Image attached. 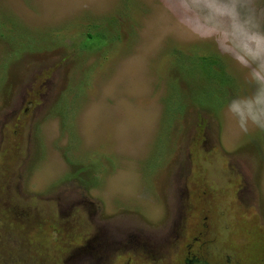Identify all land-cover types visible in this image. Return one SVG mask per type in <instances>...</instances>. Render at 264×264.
Masks as SVG:
<instances>
[{"label":"rangeland","instance_id":"1","mask_svg":"<svg viewBox=\"0 0 264 264\" xmlns=\"http://www.w3.org/2000/svg\"><path fill=\"white\" fill-rule=\"evenodd\" d=\"M183 3L0 0V264H264V129Z\"/></svg>","mask_w":264,"mask_h":264},{"label":"clouds","instance_id":"2","mask_svg":"<svg viewBox=\"0 0 264 264\" xmlns=\"http://www.w3.org/2000/svg\"><path fill=\"white\" fill-rule=\"evenodd\" d=\"M264 0H184L185 29L212 41L217 52L245 70L248 91L236 92L226 112L241 132L264 129Z\"/></svg>","mask_w":264,"mask_h":264},{"label":"trees","instance_id":"3","mask_svg":"<svg viewBox=\"0 0 264 264\" xmlns=\"http://www.w3.org/2000/svg\"><path fill=\"white\" fill-rule=\"evenodd\" d=\"M111 19H113L114 20V18L112 17ZM99 28V27H101V26H99L98 24L97 25H90V29H89V31H92V30H94V28ZM96 33H97V35L99 36V37H101V39H102V43H103V39H105L106 37H107V33H106V31H103V33H99V32H97V31H95ZM116 34H117V31H116ZM115 38H117L118 39V36L116 35L115 36ZM117 43V42H116ZM115 48V47H114ZM85 49H87L88 51H91V50H93V49H91L90 47H85ZM201 55H203V54H201ZM207 58H209V60H212L211 58H210V56H206ZM6 63H8V62H5V61H2V63H1V66H0V74H2V75H0V77H3V79H5V77H6V75H5V69H6ZM76 63H84L83 61H81V60H76ZM75 63V64H76ZM9 64V63H8ZM212 63H210L209 62V64L206 66V67H208V66H210ZM77 67H78V65L76 66V69H77ZM94 67H96V66H94ZM84 69H87L86 71H84V72H92V67H88L85 63H84ZM86 83V81L84 80V81H81L80 82V85H84ZM0 84H2V86L4 85V84H8V79L6 80V81H2V82H0ZM88 85H89V83H88ZM82 88V86H79V88ZM0 89H1V87H0ZM0 91H3V90H0ZM7 93V92H6ZM65 95H67V93H65ZM56 105H57V103L55 104V107H56ZM65 118H66V110H65ZM65 118H63V120H62V122H63V125L64 126H66V119ZM102 173V172H101ZM222 233H224V231L222 230V229H219ZM56 240V238H54V241Z\"/></svg>","mask_w":264,"mask_h":264},{"label":"flooded vegetation","instance_id":"4","mask_svg":"<svg viewBox=\"0 0 264 264\" xmlns=\"http://www.w3.org/2000/svg\"><path fill=\"white\" fill-rule=\"evenodd\" d=\"M209 186V185H208ZM215 199L216 198H212L211 199V202L212 201H215ZM217 201V200H216ZM217 204H214V211L216 212V214H217V216H218V214H219V211H224V210H226V208H224V207H221L220 206V204H219V200H218V202H216ZM213 212V211H212ZM218 218V217H217ZM214 222H215V224H216V220H215V218H214ZM217 225V224H216ZM219 229H222V228H218V230H217V234H219L220 236L223 234ZM184 263L185 264H202V263H200V260H197L195 257H192V256H187L185 259H184ZM203 264H206V263H203Z\"/></svg>","mask_w":264,"mask_h":264}]
</instances>
